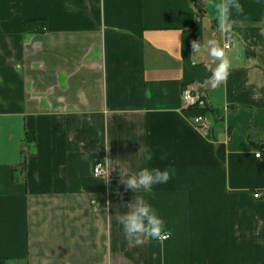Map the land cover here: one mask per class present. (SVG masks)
Instances as JSON below:
<instances>
[{"label":"crops","instance_id":"1","mask_svg":"<svg viewBox=\"0 0 264 264\" xmlns=\"http://www.w3.org/2000/svg\"><path fill=\"white\" fill-rule=\"evenodd\" d=\"M240 3L224 33L206 0H0L1 259L264 264V43L238 32H264V0ZM30 20L44 30L24 31ZM221 38L230 74L213 86ZM185 87L216 112L208 132L186 114ZM141 145L149 166L176 170L151 193L122 182L145 166ZM135 195L168 239H125L117 216Z\"/></svg>","mask_w":264,"mask_h":264},{"label":"clouds","instance_id":"2","mask_svg":"<svg viewBox=\"0 0 264 264\" xmlns=\"http://www.w3.org/2000/svg\"><path fill=\"white\" fill-rule=\"evenodd\" d=\"M206 3L213 10L219 30L224 33L231 31L233 14L243 12L240 0H206ZM31 40V34L25 33V43ZM192 48L194 52L197 51L200 48L199 42L193 41ZM210 55L219 61L215 69L212 70V83L215 86L227 80L230 74V62L217 44L211 45ZM108 143L106 141L104 145L107 146ZM138 152L142 155L145 166L134 174L122 176V182L126 189H130L135 193H138L140 190L151 193L155 186L166 184L176 175L174 167L168 166L162 169L159 166H149L155 156L151 146L141 145ZM89 155L86 153L82 159L88 160ZM167 158L168 153L162 150L159 159L164 161ZM108 175L104 179H107ZM124 208L126 211L118 215L117 220L122 226L126 240L140 244L144 235L155 240L166 238L165 220L152 203L135 195L131 203Z\"/></svg>","mask_w":264,"mask_h":264},{"label":"trees","instance_id":"3","mask_svg":"<svg viewBox=\"0 0 264 264\" xmlns=\"http://www.w3.org/2000/svg\"><path fill=\"white\" fill-rule=\"evenodd\" d=\"M45 22L41 20H30L26 21L23 24L24 31L26 32H42L44 30ZM238 32L240 35L249 41V46L257 45L261 41L264 43V32L263 29L260 27H241L238 29ZM215 113V114H214ZM186 114L189 117H195L199 115L208 116L209 114L216 115V112H214L213 108L209 105L205 104L204 106H194L189 107ZM0 264H13L7 259H1L0 258Z\"/></svg>","mask_w":264,"mask_h":264},{"label":"built area","instance_id":"4","mask_svg":"<svg viewBox=\"0 0 264 264\" xmlns=\"http://www.w3.org/2000/svg\"><path fill=\"white\" fill-rule=\"evenodd\" d=\"M226 49L230 48V44L227 42L226 44ZM182 96L188 106L189 107H194V106H204L205 102L202 98V96L199 93H195L191 88L189 87H185L182 90ZM191 120L193 122L194 125H196L197 127H199L200 129L208 132L211 128V119L209 116H195V117H191ZM255 157L260 159L263 164H264V145L262 146V148L258 149L255 151ZM108 170L106 168V164L104 162H97L94 166V175L96 177H103L105 175H107ZM261 194L257 193L255 194V197H260ZM165 237L163 240H166L170 237L169 234H165Z\"/></svg>","mask_w":264,"mask_h":264},{"label":"rangeland","instance_id":"5","mask_svg":"<svg viewBox=\"0 0 264 264\" xmlns=\"http://www.w3.org/2000/svg\"><path fill=\"white\" fill-rule=\"evenodd\" d=\"M220 37H222V35H220ZM223 43H224V40L221 38V42L218 43V45L221 47L223 45ZM259 44H262V42L260 41ZM262 45H264V44H262Z\"/></svg>","mask_w":264,"mask_h":264}]
</instances>
